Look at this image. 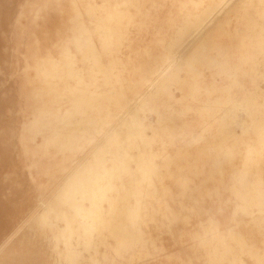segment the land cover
Here are the masks:
<instances>
[{
  "label": "rangeland",
  "instance_id": "obj_1",
  "mask_svg": "<svg viewBox=\"0 0 264 264\" xmlns=\"http://www.w3.org/2000/svg\"><path fill=\"white\" fill-rule=\"evenodd\" d=\"M260 119L264 0H0V264H264Z\"/></svg>",
  "mask_w": 264,
  "mask_h": 264
},
{
  "label": "bare ground",
  "instance_id": "obj_2",
  "mask_svg": "<svg viewBox=\"0 0 264 264\" xmlns=\"http://www.w3.org/2000/svg\"><path fill=\"white\" fill-rule=\"evenodd\" d=\"M260 122H262V123L264 124V120H261V119H260ZM263 129H264V125H263V127L260 129V130H261L260 132H262ZM261 136H262V134H261Z\"/></svg>",
  "mask_w": 264,
  "mask_h": 264
}]
</instances>
